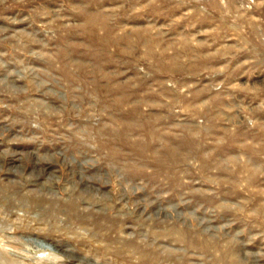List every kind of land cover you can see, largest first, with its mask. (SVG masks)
<instances>
[{
	"label": "rangeland",
	"instance_id": "rangeland-1",
	"mask_svg": "<svg viewBox=\"0 0 264 264\" xmlns=\"http://www.w3.org/2000/svg\"><path fill=\"white\" fill-rule=\"evenodd\" d=\"M0 264H264V0H0Z\"/></svg>",
	"mask_w": 264,
	"mask_h": 264
}]
</instances>
